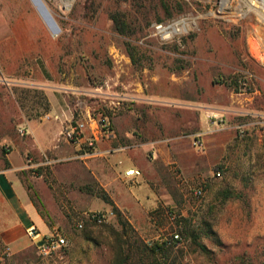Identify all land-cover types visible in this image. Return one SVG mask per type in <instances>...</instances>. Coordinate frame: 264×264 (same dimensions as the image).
I'll return each mask as SVG.
<instances>
[{"label":"rangeland","instance_id":"obj_1","mask_svg":"<svg viewBox=\"0 0 264 264\" xmlns=\"http://www.w3.org/2000/svg\"><path fill=\"white\" fill-rule=\"evenodd\" d=\"M11 1V8L5 10L18 22L19 37L28 36L27 42L23 39L18 44L19 61L28 66L31 61L33 67V79L19 72L18 80L27 77L37 83L44 77L51 96L64 97L74 109L86 101L93 105V114L105 106L113 108L112 103L118 102L119 107L122 101L129 103L122 96L131 94L128 88L135 89L138 83L144 100L134 108L145 131L179 146L178 158L170 159L169 174H162L161 187L155 189L157 202L146 204L149 213L122 214L134 232L128 228L122 243L116 241L122 228L114 210H109L114 217L106 223H87L82 230H76L74 222L86 212L76 213L62 222L51 219L52 229L68 238L65 249L43 258L34 247L5 254L0 246V264H117L122 248L129 254L125 264H133L134 235L149 244L178 233L168 217L170 210L180 217H192L194 231L200 232L209 250L205 256L181 239L172 250L175 264L256 263L264 248V133L255 124L264 119V21L245 2L264 10L262 0ZM162 2L173 11L171 19L166 18ZM111 12L126 15L133 24V35L115 33ZM181 20L186 23L185 31L168 38L161 35L160 28L169 30ZM125 42L144 55L143 68L131 64ZM177 58L185 68L172 72ZM233 75L242 77L235 90L223 82ZM40 97L35 88L34 106ZM116 109L113 115L120 111ZM212 112L222 118H212ZM236 125L244 127L248 138H255L247 144L237 141ZM192 137H200L202 149L192 145ZM3 151L5 146L0 144V158ZM192 160L197 162L194 172L188 170ZM217 170L221 177L215 176ZM19 176L30 196L39 201L27 183L28 175ZM199 187L203 196L196 198L193 190ZM223 187L240 198L220 203L215 194ZM205 223L210 233H205Z\"/></svg>","mask_w":264,"mask_h":264},{"label":"crops","instance_id":"obj_2","mask_svg":"<svg viewBox=\"0 0 264 264\" xmlns=\"http://www.w3.org/2000/svg\"><path fill=\"white\" fill-rule=\"evenodd\" d=\"M11 2L0 0V78L5 79L0 80V144L6 150L0 158V246L14 252L35 248L37 240L30 239L26 230L34 227L46 235L55 225H51L52 218L62 222L65 216L113 207L129 216L149 213L146 204L157 202L155 189L161 187L162 174H169L170 159L178 158L179 143L147 134L134 108L144 100L138 83L135 89L128 88L131 94L122 96L129 103L121 102L120 111L110 116L109 127L103 130L92 113L93 105L81 101L74 109L64 97L51 96L46 78L34 83L32 62L28 66V62L22 65L19 61L18 44L23 39L27 42L28 36L19 37L18 22L7 14ZM19 72L29 75L31 81L27 77L18 80ZM35 88L41 92L37 106ZM45 113L56 115L59 122L44 121ZM75 121L86 122L80 145L59 138V131ZM22 128L25 134L20 135ZM92 138L94 146L89 149L86 143ZM189 166L194 172L197 162L192 160ZM130 169L140 175L125 177ZM23 172L39 201L26 189L19 176ZM98 188L107 193L112 205L95 195Z\"/></svg>","mask_w":264,"mask_h":264},{"label":"trees","instance_id":"obj_3","mask_svg":"<svg viewBox=\"0 0 264 264\" xmlns=\"http://www.w3.org/2000/svg\"><path fill=\"white\" fill-rule=\"evenodd\" d=\"M163 7L165 9V12L167 14L166 18L171 19L173 17V11L169 10L167 7V4L165 2H162ZM177 12H182L181 4L177 3ZM109 20L112 22L113 29L115 33H117L121 37H129L133 35L134 33V27L133 24L127 19L126 15L122 12H111L109 13ZM162 19H158V22H162ZM175 49L178 50V45H175ZM124 51L127 55V57L130 59V62L135 67H141L143 68L142 60L141 58H145L144 55H140L138 53V47L130 44L129 42L124 43ZM182 59H175L174 63L175 65L173 67H170V71L176 72L178 70L184 69L185 67L182 64ZM181 65H176V64ZM242 78L241 75H233L232 77H227L225 81L226 86L231 89H237V82L238 80ZM230 79V81H229ZM106 116L110 115V112H105ZM236 140H242L244 143H248L250 138L246 136L244 133L243 136H239L237 134ZM262 167H264V161H262L261 164ZM218 168H222V166H218ZM89 188V187H87ZM93 192L92 188H89L88 191ZM95 195L103 200L105 203L112 205V200L109 198L107 193H105L101 189H97L95 191ZM241 195L238 193L233 192V190L229 189L228 187H223L222 189H219L215 197L219 200L220 203H224L229 199H238ZM211 207L210 209H212ZM113 210L115 211L117 221L119 225L122 228L121 233H116V241L119 243H122L124 239L122 237L124 236V233L129 228L131 230V226L129 225L128 221H126L121 212H119L115 207H113ZM157 212V209H156ZM152 214V212H151ZM174 215L173 221L175 222V225L177 227L178 231V240H174L173 237L170 235V237L166 238H159L157 240L151 241L149 244L144 243L138 236H135L132 239V247H133V253L135 254L136 258L134 259L133 264H175V257H172V250L174 247H176V243H180L181 239H183L186 242H190L191 245L194 246V251H198L201 254L205 256H209V250L207 247L201 242L200 232L197 233L194 231L193 225L191 223L192 217H180L179 214H174L173 211H168V215ZM210 225L208 223H205V233H210ZM132 233H134L131 230ZM123 235V236H122ZM127 242V241H126ZM122 248V246H121ZM134 256V257H135ZM118 261L117 264H125L127 260L129 259V254H126L124 252V249L122 248L120 251V254H118ZM242 264H264V248H262V252L260 253V259L255 262L248 261L244 262L242 261Z\"/></svg>","mask_w":264,"mask_h":264},{"label":"built area","instance_id":"obj_4","mask_svg":"<svg viewBox=\"0 0 264 264\" xmlns=\"http://www.w3.org/2000/svg\"><path fill=\"white\" fill-rule=\"evenodd\" d=\"M113 108L111 107H102L101 109L95 111V119L98 120V127L100 130L108 129L109 127V118L114 114V110L120 106L118 102L112 103ZM107 110L110 112L109 116L105 115V112ZM212 118H222V115L220 113H213L211 114ZM42 119L44 121H52V122H59V118L56 115H49L48 113H45L42 115ZM255 124L260 126L262 128V133H264V119H260V121H257ZM86 122L84 121H75L69 123L67 126H64L59 131V138L69 144L72 145H80L81 140L83 139V133L85 130ZM237 133L239 136H243L244 130L242 125H236L235 126ZM20 135L25 134L24 129L18 130ZM192 145L198 149L203 148V142L201 141L200 137H192ZM87 147L89 149H93L94 146V139H90L87 141ZM221 170H217L215 172L216 177H221ZM125 177H132V176H138L140 175L139 171L136 169H130L125 171L124 173ZM193 195L196 198H201L203 196V189L201 187L195 188L193 190ZM114 217L113 211H107V212H99V211H93V212H86L81 214L74 222V228L76 230H82L84 226L87 223L95 224V225H101L107 222L110 218ZM169 219L173 221L174 215H168ZM27 236L32 240H37V244L35 246V249L38 252V255L43 258H47L52 256L53 254L65 249L68 246V238L66 235H64L62 232L53 230L52 232L46 234V235H40L37 233L34 227H30L26 230ZM171 236L174 240H178L179 236L177 233H171ZM180 243H176V246H178ZM10 252L9 247L4 248V253L8 254Z\"/></svg>","mask_w":264,"mask_h":264},{"label":"bare ground","instance_id":"obj_5","mask_svg":"<svg viewBox=\"0 0 264 264\" xmlns=\"http://www.w3.org/2000/svg\"><path fill=\"white\" fill-rule=\"evenodd\" d=\"M245 4L248 6L250 11L256 13L262 19L261 21H264V10L252 6L249 2H245ZM262 6H264V0H262ZM160 29H161L160 32L162 33L161 35L164 36L165 38H168L173 34L179 33L181 31H185L186 23L183 20L176 21L169 26V30L168 27L160 28Z\"/></svg>","mask_w":264,"mask_h":264}]
</instances>
